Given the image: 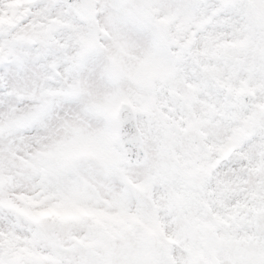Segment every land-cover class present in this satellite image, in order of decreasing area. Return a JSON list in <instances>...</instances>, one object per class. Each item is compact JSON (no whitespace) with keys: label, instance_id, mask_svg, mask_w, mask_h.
I'll list each match as a JSON object with an SVG mask.
<instances>
[{"label":"snow or ice","instance_id":"6c2138e0","mask_svg":"<svg viewBox=\"0 0 264 264\" xmlns=\"http://www.w3.org/2000/svg\"><path fill=\"white\" fill-rule=\"evenodd\" d=\"M0 264H264V0H0Z\"/></svg>","mask_w":264,"mask_h":264}]
</instances>
